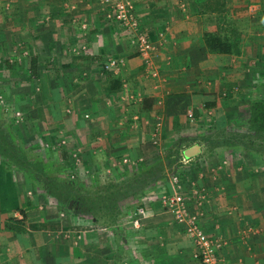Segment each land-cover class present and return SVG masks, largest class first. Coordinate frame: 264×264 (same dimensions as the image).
Listing matches in <instances>:
<instances>
[{
  "label": "crops",
  "instance_id": "0c3cea01",
  "mask_svg": "<svg viewBox=\"0 0 264 264\" xmlns=\"http://www.w3.org/2000/svg\"><path fill=\"white\" fill-rule=\"evenodd\" d=\"M22 1V11L7 9L2 19L8 24L13 18L17 32L31 26L32 33H44L48 44H57L56 33L62 37L70 26L86 21L98 40L97 53L104 60L121 61L108 77L119 80L110 93H106L111 89L109 80L97 76L75 90L70 86V93L77 92L73 95L88 101L81 104L86 108L73 109L72 116L76 114L78 120L70 121L72 125L64 131L38 132L46 135L57 159L66 150L64 160L71 166L67 171L62 166L66 176H78L80 181L90 178V185L82 184L86 190L124 184L126 198L117 201L121 215L114 225L96 220L87 209L80 214L70 211L66 206L75 200L59 203L50 193L47 197L41 192V184L34 186L33 199L22 204L21 194H16L21 189L14 180L16 173L4 164L1 193L5 185L9 184L5 191L15 185L12 201L5 203L6 208L0 205V222L8 228L2 235L10 237L6 240L20 242L27 237L32 239L31 246L36 240L42 249L37 257L46 256L48 264H200L192 258L194 245L182 225L160 203L161 195L169 192V176L177 170L190 211L201 215L203 231L220 243L219 263L264 264V170L236 168L232 141L211 149L206 146L211 139L205 137L217 116L228 121L229 109L253 102L264 105V0H245L222 13L235 10L245 16L252 7L256 11L252 30L232 25L238 51L231 55L206 50L203 37L212 27L207 30L200 17L216 13L205 12V0H188L190 16L182 13L186 11L176 0H133L140 31L154 48L149 66L123 28L106 20L110 9L100 7L101 0ZM93 89L98 96L92 95ZM106 95L108 103L94 99ZM154 136L157 146L151 143ZM189 150L195 155L188 158ZM183 158L188 162L182 163ZM139 209L143 214H138ZM18 211L22 221L10 219L17 218ZM6 244L0 242V264H10L4 247L21 253L10 241Z\"/></svg>",
  "mask_w": 264,
  "mask_h": 264
},
{
  "label": "rangeland",
  "instance_id": "374dc122",
  "mask_svg": "<svg viewBox=\"0 0 264 264\" xmlns=\"http://www.w3.org/2000/svg\"><path fill=\"white\" fill-rule=\"evenodd\" d=\"M176 1L178 7L186 11L182 13L190 16V14L187 13L188 9L191 10L192 7L191 4L189 5L190 2L188 0ZM205 1L204 4L208 3L211 7H214L216 4V9L222 8V5L217 0ZM220 1H223L224 3L223 9L227 10V8L232 9L235 6L244 4L245 0ZM254 1L256 3L258 2V0ZM250 4H253L251 6H255L253 2ZM98 5L100 7L103 5L105 6L104 0H101V4L98 2ZM24 6L22 0H0V133L2 135V131L4 130L3 133L5 135L8 133L9 135V139L6 141L7 144H4L5 146L1 140L3 139L5 141V138L0 135V149H5L8 153H17L21 157L23 155L28 158V160L24 161L20 157H14L16 160L13 159V161L10 162L11 165H9L4 163V158L0 154V168H3V165L6 164L9 165V168L14 174L16 173L14 180L20 182L18 187L21 188H17L16 194L18 196L21 194L20 202H22V204L27 201V199H33L35 194L34 186L37 184H41V192L48 197L49 193L45 188L49 186L50 189H52L51 183L47 180L48 175L53 177L54 183L60 176L61 172H53L54 165L52 162H57L55 151H52L49 141L46 140V135L41 132L39 133L38 131H41L42 129H56L54 132L64 131L67 126H71L72 123L75 122L76 114L75 116H72L73 109H82V107L86 108L85 105L81 106V104L88 105V103H86L88 101L82 100L81 96L73 95L77 94V92L70 93L68 88L74 85L73 89L75 90L80 86V83L96 81L97 77L100 80L104 79L107 81L109 80V75L113 74L105 70L104 63L110 59L104 60L101 57L102 55L97 53L99 48L98 45L96 46V43L98 40L92 37V27L90 26V28H87L90 24L88 25L86 21L85 23H79L76 27L70 26L65 35L62 34V37H60V33H56L55 40L58 41L57 44H48L47 39L43 37L44 33L42 31L43 34H37V32L32 33L31 30L35 29L33 27L31 28V26L27 27L28 24L24 26L28 28H25L26 31L17 32L15 29L16 26H13L12 23L13 18H11L8 24L4 23V20L2 19L5 18V10L16 9L20 12ZM236 8L238 7L233 9ZM205 12L207 13L208 10ZM255 12L256 11L252 7L250 10H247L248 14L245 16H243V14L239 16L234 10V13H226L220 15L221 17L215 14L212 16H201L200 19H202L204 27H206L207 30H209V27L210 29L212 27L211 32L207 33H212V31L215 33L216 31H219V29L216 30L219 18H222L224 21L223 27L232 25L238 27L241 25L239 27L245 28L249 31L252 30L251 27L255 25L253 22L255 19ZM107 15H110V12H108ZM106 20H108V17H106ZM3 23L5 24L4 26ZM123 31L126 33L124 29ZM113 34L112 37L115 39L118 34L116 31L113 32ZM63 38H65L64 41H62ZM127 38L129 39L128 35ZM102 47L106 48L108 46L103 43ZM80 61L83 62V64L78 63ZM80 71H82L83 74H79ZM89 85L91 86V84ZM92 95L98 96V94L94 92V89ZM94 99L108 103L110 97H107L106 95L101 98L95 97ZM248 107L249 106L245 107L244 104H240L239 106H235V108L229 109L231 114H229L228 111H225L226 114L232 116V120L237 119L240 122L241 125L239 127L235 126V124H230L229 121H227V123L224 121L223 117L218 118L217 116V120L214 122L215 125L205 132L207 141L208 139H211V142L206 144V146L213 148L212 142L215 138H218L219 141H225L229 140L230 136H232V145L235 146L232 149L234 150L232 153L235 157H238L235 161V163H237L235 167L240 169L243 167L254 168L257 169L258 172L261 169L264 170V144H260V146L257 147V151L255 141L252 146L249 145L252 150L249 148L247 149L244 144V142L247 141V135H252L250 132L251 130L244 126L247 119L250 117L249 113L245 112L248 110L246 109ZM85 115H87V113L83 115V118L87 120ZM39 126H41V128ZM75 132L76 131H73L74 134L72 135H75ZM42 137H44V140ZM39 157L41 160H39ZM34 160L46 163L44 168H42L37 174V178H33L31 173L33 169L30 162ZM246 161L247 163L245 166L244 163ZM229 163L230 162L228 161V164ZM9 175H11V173H9ZM68 178L75 181L77 185H90V178L83 179V181H80L78 176L72 177L70 175ZM8 185H5V190L8 189ZM14 187L15 185L8 191L3 189L4 194L1 193L2 189H0L1 206H5V203L8 205L9 201H12V196L15 195ZM46 199L47 198L45 197L40 200L42 201ZM54 199L59 202L58 199ZM71 205L70 208L69 205L66 207L69 208L70 211H74L76 214H80V212H85L86 210V208L82 205L81 207L78 202H72ZM64 209L66 210L65 207ZM7 210H11V212L13 211L12 209ZM16 210H18V208H16ZM22 215L23 214L18 211L15 216L19 219L12 216L10 219L22 221L24 217H22ZM6 226L7 225L0 222V237L3 238V240L0 238V242L7 243L6 245H8L10 241L11 244H14L15 248L19 249L21 252L15 254V250H10L8 249L10 247L5 248L3 246L8 255L6 258L9 259L6 260L10 264H48L46 256L45 259L43 258V255L41 256L42 258L37 257L39 251H42V249H38V246L35 245L37 242L36 240H34V246L30 245L32 239L27 237L21 238L20 242H17L16 240L7 241L6 239H9L10 237L2 235L3 233L8 232ZM10 230V233L15 231L14 229ZM13 236L16 237L20 235L13 234ZM2 259L5 258L3 257ZM3 263H5V260Z\"/></svg>",
  "mask_w": 264,
  "mask_h": 264
},
{
  "label": "trees",
  "instance_id": "16d2710c",
  "mask_svg": "<svg viewBox=\"0 0 264 264\" xmlns=\"http://www.w3.org/2000/svg\"><path fill=\"white\" fill-rule=\"evenodd\" d=\"M217 1L222 5L221 9H219V8L216 9V7H215L216 4L214 7H211L210 5H208V3L205 4L206 6L204 8H205V10H208V12H210V13H216L217 12L216 15L221 17L220 15H222V13L225 11V9H223L224 3H223V1L221 2L220 0H217ZM223 22L224 21L222 20V18H219V20H218L219 26L216 25V30L219 29V31H216L215 33H207L206 32L204 34L203 41H204L206 50L209 53L231 55V54H234L238 51L237 38H232L234 36L233 34L235 32L234 28L232 26L223 27ZM117 83H119V80L117 78L112 79V80L110 79L108 82L109 88H111L112 85L116 86ZM115 86H114V88H115ZM112 89L113 88L108 89L106 91V93L107 92L110 93V91ZM246 109H248V110H246L245 112L249 113L250 117L247 119L246 124L244 126L247 127L249 130H251L250 132L252 135H247V141L244 142V144L246 145L247 149L248 148L251 149L250 146H252L253 142L255 141L256 151H257L258 150L257 147H259L260 144H264V105L262 103H259V102H253ZM227 119L230 122V124H233V125L235 124V126H237V127H239L241 125L237 119L232 120L231 115H227ZM3 131H2V135H1V133H0V135H1V137L5 138V141L3 139H1V140H2L3 145L4 144L6 145L7 144L6 141L9 139V135H8V133H7V135H5L3 133ZM42 139L44 140V138H42ZM232 139H233V137L230 136V139L228 141H231ZM228 141H219L217 139L216 144L212 143L213 148L215 149L216 148L215 146H221L222 147L223 145H226V143ZM208 144H209V142H208ZM0 154L5 159V160L3 159V161H5L4 163L9 164V165H11L10 162H12L13 159L16 160L14 157H20L24 161L28 160V158L26 156L22 155V157H21L17 153H15V154L13 152L8 153V151H6L5 149H3V150L0 149ZM65 157H67L66 150H64L60 153V157L57 159L58 163L52 162L54 165V169H53L54 173L55 172L64 173L63 172L64 169L66 171L71 169L69 161L67 160L65 162V160H64ZM39 160H41L40 157H39ZM41 162L42 161H38V160H34V161L30 162V164H32L31 166L33 169L31 172L33 178H37V174L39 173V171H41L42 168H44V166L46 164V163H41ZM48 165H50V164H48ZM62 166L64 167V169ZM29 173H30V171H29ZM68 176H66L65 173H64V176L62 174H60V176L55 180V183H54L53 177H50L48 175L47 180L49 182V178H51V185H52L51 188L52 189H50V187L47 185L48 187L45 188V189H47L46 191L48 193H50L52 195V197L58 199L59 202L65 203V202H69L72 199L75 200V202H79V205L84 206L88 212L94 213L93 218H95L96 220H99V219L104 220L107 223H109L110 225L116 224L115 222H117V219H115V218L118 217V214L121 215L120 209L117 206L118 205L117 201L121 198H126V193L123 192V190H122L124 187V184H121L119 187H117L116 184L108 185V188H106L104 190H86L85 187H82L83 186L82 184L77 185V183L75 181L69 179ZM99 197H100V200L98 199ZM98 216H101V217H98Z\"/></svg>",
  "mask_w": 264,
  "mask_h": 264
},
{
  "label": "built area",
  "instance_id": "2783aa9c",
  "mask_svg": "<svg viewBox=\"0 0 264 264\" xmlns=\"http://www.w3.org/2000/svg\"><path fill=\"white\" fill-rule=\"evenodd\" d=\"M104 4L110 8V15H107L108 20L118 24L126 31L130 44L135 47L144 64L149 66L150 55L154 48L147 34L140 31L133 1L104 0ZM120 65L121 61L115 59H110L104 63L105 70L109 73L116 72ZM85 118H89V116L85 115ZM188 118H193L192 113H188ZM151 143L153 146L158 145L159 142L156 136L152 138ZM181 162L187 163L188 161L183 158ZM179 173L176 170L169 176V192L161 195V206L166 212L173 215L178 224L182 225L185 235L192 241L194 245L192 258L194 260L200 264H220L218 259L220 243L203 231L200 225L201 215L196 211H190ZM138 214H143V210L139 209Z\"/></svg>",
  "mask_w": 264,
  "mask_h": 264
},
{
  "label": "water",
  "instance_id": "95a60500",
  "mask_svg": "<svg viewBox=\"0 0 264 264\" xmlns=\"http://www.w3.org/2000/svg\"><path fill=\"white\" fill-rule=\"evenodd\" d=\"M194 149H196V148H194ZM194 152V150H192V151H187V152H185V157H191V156H193V155H195V153H193ZM71 203L72 202H70V204H69V208H70V205H71Z\"/></svg>",
  "mask_w": 264,
  "mask_h": 264
}]
</instances>
